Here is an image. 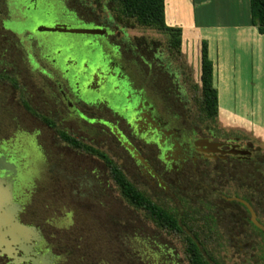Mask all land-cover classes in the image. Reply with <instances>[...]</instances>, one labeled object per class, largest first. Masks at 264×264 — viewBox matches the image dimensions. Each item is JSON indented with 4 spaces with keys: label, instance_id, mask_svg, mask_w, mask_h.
Returning a JSON list of instances; mask_svg holds the SVG:
<instances>
[{
    "label": "flooded vegetation",
    "instance_id": "obj_1",
    "mask_svg": "<svg viewBox=\"0 0 264 264\" xmlns=\"http://www.w3.org/2000/svg\"><path fill=\"white\" fill-rule=\"evenodd\" d=\"M23 2L17 10H11L7 0H0V33L15 38L6 39V43L22 55L13 61L0 58V86L16 96L20 107L36 121L28 126L11 120V127L4 132L0 123V147L6 149L0 156L17 167L10 178L14 180L15 200L22 206L19 219L40 231L42 240L34 249L45 257L42 264H60L63 256L48 242L42 228L23 219L32 193L54 191L67 198L72 210L63 217L78 216L90 202L103 205L108 192L129 208L143 212L123 194L116 168L163 207L175 208L179 200L201 189L244 210L239 205L242 203L229 198L238 197L236 188L244 185L240 170L251 167L247 177L254 180L251 170L263 163L264 153L253 156L254 150L236 132H222L219 121L214 124L201 119L195 94L192 103L188 102L190 91L197 97L200 90L183 86L187 82L184 68L177 67L176 79L172 78L176 75L173 69L167 70L175 89L160 90L153 61L135 52L127 56V49L114 41L117 16L112 13L106 23L111 29L108 48L100 45L96 52L90 48L78 51L49 47L34 35V26L42 15L40 1ZM44 12L53 15L56 10L49 7ZM126 42L132 43L131 39ZM148 49H153L152 42ZM3 107L0 105V109ZM12 109L9 106L5 112ZM47 142L56 146L54 154ZM239 149L251 153L242 155L237 153ZM38 159L45 162L42 169H38ZM223 173L236 178L232 194H222L228 187L221 182ZM36 175L42 177L41 185L33 187ZM0 176L4 174L0 172ZM247 186L252 188L253 184ZM204 204L211 206L207 201ZM214 209L221 212L218 205ZM248 216L250 219V213ZM173 236L182 247V263L190 264L183 235ZM246 236L240 234L237 239ZM136 243L141 245L143 241ZM170 256L175 259L179 254ZM171 263L178 264L175 260Z\"/></svg>",
    "mask_w": 264,
    "mask_h": 264
},
{
    "label": "rangeland",
    "instance_id": "obj_2",
    "mask_svg": "<svg viewBox=\"0 0 264 264\" xmlns=\"http://www.w3.org/2000/svg\"><path fill=\"white\" fill-rule=\"evenodd\" d=\"M7 1L11 10H17L18 5L24 3V0ZM39 1L40 11L43 13L41 12L42 15L40 14V18L36 21L34 29L37 30L34 31V35L37 40L49 47L71 48L78 51H86L90 48L96 52L100 45H105L108 48V34L111 33V29L106 26V23H108L109 14L112 13L117 16L116 24L113 26L117 33L114 41L127 49V56H132V53L135 52L143 54L153 61L154 73L157 75L156 79L160 90L166 92L165 89H175L171 87L170 82L172 78L176 79L178 66L184 68L187 75L188 83L185 79V85L182 84L186 89L194 88V84H201V63L195 56V52H184L181 49L180 54L176 53L174 49L173 51L169 48L166 34L155 29L139 27L131 20L120 19L114 11L115 5L109 0H73L71 4L65 0ZM49 7L54 8L56 13L49 15L44 12ZM42 26L101 29L105 30V33L92 35L38 32ZM226 35V42L231 47L227 53H230L231 56L227 55L218 66L215 76L220 78L221 71L224 70L222 81L214 82L221 91L219 112L221 119L218 118V121L222 126V132L229 131L230 134L236 132L239 137L244 139L243 143H247L254 150L253 156H256L260 152L264 153V144L261 142L264 141V98L254 96L253 94L257 90L250 88L255 82H253L252 66L250 65V53L252 52L250 46L254 39L245 33L237 34V39L235 38L236 34L227 33ZM6 39L14 41L15 38L4 37L0 33V58L6 57L8 61H13V59L22 57L18 49L10 44L7 45ZM130 39L132 43L126 42ZM151 42L153 49L149 50L148 45ZM231 43H234L235 46L232 47ZM237 43L243 44L244 48L238 49ZM239 53L243 55L244 59L242 62L234 63L231 57H236ZM135 57H139V55ZM132 58L129 59L130 62ZM19 64L21 65L20 61ZM171 68L176 73L172 78L167 71L171 72ZM178 79H181L182 82L183 78L179 77ZM235 90L240 96H234ZM194 94L197 99L196 93L190 91L188 102L192 103L191 99H194ZM0 105L6 108L0 109L2 132L11 127L9 126L11 120L13 122L22 121L28 126L36 121L20 107L16 96H11L1 86ZM9 106H13L12 112L6 113L5 110H8ZM46 144L54 154L56 146L50 142ZM0 151L6 153L4 147H0ZM44 164L43 160L38 159V169H42ZM254 170L255 168L251 171ZM240 171L245 174L246 170ZM223 174L224 180L221 182L223 187L226 185L228 187H225L226 191L222 194H232L236 178L234 175L228 178L227 174ZM246 178L244 177L243 182H246ZM41 180L42 177L36 175L33 177L31 185L33 187L41 185ZM204 201L213 207L218 205L222 212L224 210V214H218V221L221 224V230L227 234L230 233L228 239L224 241V246L216 251V258L226 264H256L259 251L255 247V239L248 235L247 222L245 221L247 214L238 205L228 204L220 196H214L208 191L199 189L197 192H191L183 200H179L175 208L180 214H183L190 212L192 207H203ZM71 210L68 199L60 193L54 191L36 192L32 193V200L28 203L26 213L23 214V219L42 228L48 242L53 245L58 254L63 256L60 264H172L173 260L178 264H186L182 263L183 258L180 256L182 247L178 245L172 233L151 224L144 218V212L129 208L120 199L112 198L109 192L103 200V205L99 203L92 205L90 202L81 211H78V216L74 214L63 217ZM240 234H247L243 241L237 239ZM135 239L136 241H134ZM139 240L143 241V244H137L136 242ZM215 244L217 242L214 241L213 245ZM145 253L146 255L143 256ZM171 253L179 254V257L173 259L170 256ZM0 264L11 263L6 257H1Z\"/></svg>",
    "mask_w": 264,
    "mask_h": 264
},
{
    "label": "trees",
    "instance_id": "obj_3",
    "mask_svg": "<svg viewBox=\"0 0 264 264\" xmlns=\"http://www.w3.org/2000/svg\"><path fill=\"white\" fill-rule=\"evenodd\" d=\"M109 1L115 5L114 11L120 19L131 20L139 27L155 29L166 34L169 48L174 49L178 54L181 53L182 29L170 27L166 24L165 0ZM250 9L253 25L258 28L261 34H264V0H250ZM200 80V85L194 84V88L200 90V95H197L200 117L204 121L215 124L219 118V97L214 85V65L209 57L206 42H203L201 49ZM114 171L125 197L137 207L142 208L144 215L153 221L156 227L172 233V235L173 233L183 235L181 239L184 242L185 253L190 264H226L216 258V251L224 246V241L228 239L229 235L221 230V224L218 221L219 213L216 212L214 207L204 204L205 207H192L190 212L180 214L177 208L163 207L151 201L120 170L116 168ZM254 173V181L247 177L249 176L248 171H245L244 176L241 175V181L244 185L238 184L235 195L250 202L256 209L259 220L264 224V158L263 163L255 167ZM244 177H247L246 182H243ZM248 183L253 184L252 188L247 186ZM239 205L249 215L247 208L242 204ZM220 214H224V210ZM245 221L247 222L248 232L255 239V247L259 251L256 264H264V232L252 223L249 216L245 218ZM187 230L197 240H194L187 233ZM243 240L244 237L239 241ZM214 241L218 245H213ZM210 245L213 246L209 247Z\"/></svg>",
    "mask_w": 264,
    "mask_h": 264
},
{
    "label": "crops",
    "instance_id": "obj_4",
    "mask_svg": "<svg viewBox=\"0 0 264 264\" xmlns=\"http://www.w3.org/2000/svg\"><path fill=\"white\" fill-rule=\"evenodd\" d=\"M165 20L168 26L182 29L181 49L184 52H195L199 63L203 42L207 43L209 57L214 65L215 83L221 82V78L224 77V70L221 71L220 78L215 76L220 62L225 60L227 55L231 56L227 53L231 47L226 42V34H236V39L237 34H249L254 39L250 46L252 50L250 65L253 82L255 81L250 88L257 90L254 96L264 98V34H261L252 23L250 0H165ZM231 46L234 47L235 44L231 43ZM236 47L243 49L244 45L237 43ZM242 56L239 53L238 56L231 58L234 63H239L244 59ZM257 81L260 82L256 83ZM215 83L220 112L221 91ZM234 96L240 94L237 95L235 90ZM261 142L264 144V141Z\"/></svg>",
    "mask_w": 264,
    "mask_h": 264
},
{
    "label": "water",
    "instance_id": "obj_5",
    "mask_svg": "<svg viewBox=\"0 0 264 264\" xmlns=\"http://www.w3.org/2000/svg\"><path fill=\"white\" fill-rule=\"evenodd\" d=\"M38 32H67L78 34H104L101 29H71L67 27L42 26ZM219 145V144H218ZM217 146V145H215ZM237 153L247 155L249 150H237ZM16 165L0 156V258L6 256L11 264H42L45 257L35 251V246L42 240L40 231L35 226L22 223L19 213L22 206L15 200L14 180L10 178L11 172H16ZM244 204L250 213L252 223L264 232V224L259 219L254 207L246 200L236 197L229 198ZM22 253V254H20Z\"/></svg>",
    "mask_w": 264,
    "mask_h": 264
}]
</instances>
